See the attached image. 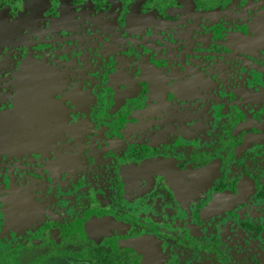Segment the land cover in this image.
<instances>
[{
    "label": "flooded vegetation",
    "instance_id": "1",
    "mask_svg": "<svg viewBox=\"0 0 264 264\" xmlns=\"http://www.w3.org/2000/svg\"><path fill=\"white\" fill-rule=\"evenodd\" d=\"M0 264H264V0H0Z\"/></svg>",
    "mask_w": 264,
    "mask_h": 264
},
{
    "label": "water",
    "instance_id": "2",
    "mask_svg": "<svg viewBox=\"0 0 264 264\" xmlns=\"http://www.w3.org/2000/svg\"><path fill=\"white\" fill-rule=\"evenodd\" d=\"M1 26L4 28V30L6 29V24H4V25L1 24Z\"/></svg>",
    "mask_w": 264,
    "mask_h": 264
}]
</instances>
